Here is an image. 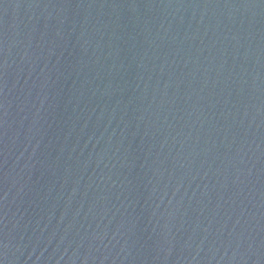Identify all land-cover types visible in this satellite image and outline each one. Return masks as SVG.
<instances>
[{"label": "water", "instance_id": "1", "mask_svg": "<svg viewBox=\"0 0 264 264\" xmlns=\"http://www.w3.org/2000/svg\"><path fill=\"white\" fill-rule=\"evenodd\" d=\"M0 264H264V0H0Z\"/></svg>", "mask_w": 264, "mask_h": 264}]
</instances>
